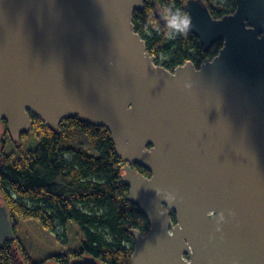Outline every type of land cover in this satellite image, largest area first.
I'll return each mask as SVG.
<instances>
[{"label":"water","instance_id":"95a60500","mask_svg":"<svg viewBox=\"0 0 264 264\" xmlns=\"http://www.w3.org/2000/svg\"><path fill=\"white\" fill-rule=\"evenodd\" d=\"M144 2L0 0V124L14 144L33 117L55 133L73 118L109 132L149 224L130 231L132 264H264V0L220 19L187 0V33L206 52L223 45L172 71L133 30ZM14 237L0 202V245Z\"/></svg>","mask_w":264,"mask_h":264},{"label":"trees","instance_id":"16d2710c","mask_svg":"<svg viewBox=\"0 0 264 264\" xmlns=\"http://www.w3.org/2000/svg\"><path fill=\"white\" fill-rule=\"evenodd\" d=\"M156 1L154 5L152 0H145L143 9L132 13L131 24L144 41L147 52L156 61L162 57L161 67L172 71L190 62L199 69L218 54L223 45L221 41L206 52L199 40L189 33L167 38L162 9L171 6L184 13L187 0ZM202 1L215 19L231 15L236 9V0ZM149 20L155 21L160 31L148 25L151 35L146 33L144 29ZM35 122L40 123L33 117L32 130L36 129ZM1 128L4 143L8 135L4 121L0 132ZM74 131L88 137L95 153L61 147L62 143L73 139ZM26 137L27 132H22L20 141ZM18 149L20 151V146ZM123 166L109 132L103 127L78 122L76 118L62 120L57 133L48 127L40 128L39 141L34 147L0 159V202L11 220L14 217L35 219L59 239L65 235L67 222L74 221L83 235L79 251L53 255L41 262H33L14 237L0 245V264H15L16 259L26 264H69L83 256L93 257L102 264H132L134 239L130 231L146 235L149 224L139 208L129 201V189L120 180ZM130 166L142 176H150L135 162ZM169 217L175 222L174 212H170Z\"/></svg>","mask_w":264,"mask_h":264},{"label":"rangeland","instance_id":"374dc122","mask_svg":"<svg viewBox=\"0 0 264 264\" xmlns=\"http://www.w3.org/2000/svg\"><path fill=\"white\" fill-rule=\"evenodd\" d=\"M223 3V0H217ZM160 57L156 64L162 66ZM35 130L27 132V137L20 141L17 145L14 144L9 135L4 138V143L1 141L3 136V128H1L0 137V159L13 153H19L34 147L39 141L40 128L45 127L41 122H35ZM74 137L70 141H66L61 144L63 149H83L90 153H95L94 149L90 145L88 137L82 133L74 131ZM20 146V151L18 147ZM14 224V236L20 243L28 257L33 262H41L46 258L57 255L60 253H66L68 251H79L83 241V235L78 224L74 221H68L65 229L64 237L60 239L57 235L46 230L42 227L39 221L35 219H20L14 217L12 220ZM49 264V263H48Z\"/></svg>","mask_w":264,"mask_h":264},{"label":"clouds","instance_id":"9594fccd","mask_svg":"<svg viewBox=\"0 0 264 264\" xmlns=\"http://www.w3.org/2000/svg\"><path fill=\"white\" fill-rule=\"evenodd\" d=\"M161 18L165 21V36L167 38H174L176 35L186 34L191 27L190 17L182 13L179 9L173 10L171 6L162 9ZM148 25H151L154 30L160 31L159 25L155 21L149 20L144 29L149 35H151V32L149 31ZM208 214L212 215L211 212ZM220 219H224L223 214H221ZM217 230H219V223H217Z\"/></svg>","mask_w":264,"mask_h":264},{"label":"built area","instance_id":"2783aa9c","mask_svg":"<svg viewBox=\"0 0 264 264\" xmlns=\"http://www.w3.org/2000/svg\"><path fill=\"white\" fill-rule=\"evenodd\" d=\"M185 258V257H184ZM185 260L187 261V258H185Z\"/></svg>","mask_w":264,"mask_h":264}]
</instances>
